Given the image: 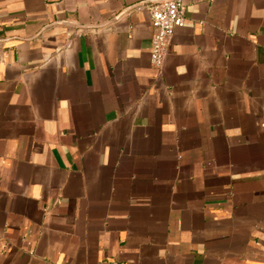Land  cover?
<instances>
[{
  "label": "crops",
  "instance_id": "1",
  "mask_svg": "<svg viewBox=\"0 0 264 264\" xmlns=\"http://www.w3.org/2000/svg\"><path fill=\"white\" fill-rule=\"evenodd\" d=\"M0 0V264H264V0Z\"/></svg>",
  "mask_w": 264,
  "mask_h": 264
},
{
  "label": "built area",
  "instance_id": "2",
  "mask_svg": "<svg viewBox=\"0 0 264 264\" xmlns=\"http://www.w3.org/2000/svg\"><path fill=\"white\" fill-rule=\"evenodd\" d=\"M143 8L148 12L153 30L150 48V63L161 69L175 30L183 28V0H153Z\"/></svg>",
  "mask_w": 264,
  "mask_h": 264
}]
</instances>
